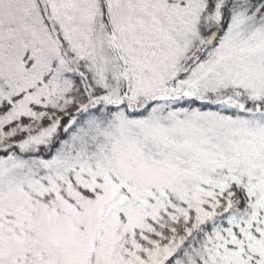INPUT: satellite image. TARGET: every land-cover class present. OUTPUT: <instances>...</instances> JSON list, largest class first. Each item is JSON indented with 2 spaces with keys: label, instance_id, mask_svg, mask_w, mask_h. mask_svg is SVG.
<instances>
[{
  "label": "snow or ice",
  "instance_id": "snow-or-ice-1",
  "mask_svg": "<svg viewBox=\"0 0 264 264\" xmlns=\"http://www.w3.org/2000/svg\"><path fill=\"white\" fill-rule=\"evenodd\" d=\"M0 264H264V0H0Z\"/></svg>",
  "mask_w": 264,
  "mask_h": 264
}]
</instances>
